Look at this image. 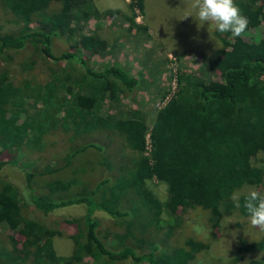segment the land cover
Here are the masks:
<instances>
[{
  "label": "trees",
  "instance_id": "16d2710c",
  "mask_svg": "<svg viewBox=\"0 0 264 264\" xmlns=\"http://www.w3.org/2000/svg\"><path fill=\"white\" fill-rule=\"evenodd\" d=\"M235 2L249 20L246 31L253 17L264 20V0ZM142 3L136 0L139 9ZM0 6L18 25L12 31L0 23V159L10 162L15 152L42 151L50 134H61L68 142L84 140L82 147L64 156V165L33 166L25 172L29 199L42 213L85 206L83 219L71 224L76 230L71 235L75 249L70 262L88 258L93 264H190L195 260L196 253L205 248L200 244L190 242L187 249L158 248L154 232L164 230L160 217L165 207L143 189L148 180L167 186V213L174 216L179 210L201 209L208 213L213 232L234 210L248 217L243 195L239 208L232 196L243 187L264 185V168L255 161L264 154V38L247 42L215 30V37L226 48L235 46L237 50L234 58L221 60L213 70L220 80L207 82L195 75H179L176 92L157 111L149 130L143 114L119 105L122 88L131 91L138 84L136 77L116 67L84 72L76 66L83 65L77 53L55 57L48 53L54 37L75 35L86 18L97 15L94 0H0ZM88 42L92 44L93 38H79L76 45L88 49ZM29 43L39 45L49 78L45 85L24 80L16 87L10 69L13 56L7 52ZM53 62L65 64L54 67ZM105 101L116 112L102 117ZM108 133L126 143L131 153L128 165L119 166L121 174L113 181L106 178L89 183L85 168L72 167L73 158L90 148L103 152L93 137L102 134L106 138ZM2 165L4 162L0 168ZM130 188L135 199L126 197ZM124 199L132 208H121ZM19 200L15 188L0 191V216L5 202L11 205V214L0 226L10 225L13 219L16 227L23 224L26 251L33 248L35 261L40 263L52 252L50 239L40 225L23 219L20 210L18 214ZM96 210L121 222L124 231L101 236L93 218ZM127 216L131 220L124 223ZM150 227L153 233L147 239L144 233ZM250 255L247 264H264V238L253 244Z\"/></svg>",
  "mask_w": 264,
  "mask_h": 264
},
{
  "label": "rangeland",
  "instance_id": "374dc122",
  "mask_svg": "<svg viewBox=\"0 0 264 264\" xmlns=\"http://www.w3.org/2000/svg\"><path fill=\"white\" fill-rule=\"evenodd\" d=\"M187 2L188 0H143L142 9H139L136 0H96L97 15L86 18L75 35L70 37L67 33L54 37L48 53L54 57L66 52L77 53L83 65L76 66L84 72L97 73L116 67L129 76L136 77L138 84L131 91L122 88L119 93V105L122 109H131L143 114L150 130L157 111L163 108L176 92L179 75H195L207 82L220 80L218 72L213 70L221 60H230L237 54L235 46L226 48L215 37L214 27L205 23L198 28L199 22L191 16L181 20L188 10ZM55 7V4L51 5L52 10ZM12 21L11 16L6 15L0 6V23L3 28L17 30L18 25ZM34 27L35 30L38 29L35 24ZM85 37L93 38L92 44L88 42V49L76 45L79 38ZM262 38L264 20L253 17L242 39L251 42ZM39 48V45L29 43L13 46L12 50L7 52L13 56L10 69L13 70L12 81L16 87L21 86L24 80L39 85L47 83L49 71ZM64 64L51 63L54 67ZM25 103L29 104L27 100ZM28 112L34 113L32 109H28ZM115 112L113 104L105 101L100 109V116L105 117ZM43 143L45 146L42 151L15 152L10 162L7 158L0 159V162H4L0 168V191L17 189L20 199V208H16L18 214L20 210L23 219L32 220L42 227L45 236L50 239L52 252L37 263L33 248L26 251L27 246H24L26 239L22 232L23 224L16 227L13 219L10 225L0 226V264H93L88 258H84L80 263L70 262V256L75 249L71 235L76 230L71 224L74 223L72 221L83 219L85 206L71 205L44 214L33 206L25 183V172L30 171L33 166L40 168L46 165H64V156L82 147L84 140L75 139L68 142L67 138L55 133L48 135ZM93 143L100 146L103 152L90 148L75 155L72 167L85 168V179L89 183L96 184L106 178L113 181L121 174L119 166L128 165L131 153L126 143L121 137L112 136V133H108L106 138L102 134L94 136ZM149 149L147 138V152ZM255 161L264 168V154L258 155ZM143 189L165 207L160 217L164 230L154 232V240L159 249H187L190 242L205 247L196 253L195 260L190 264H247L251 258L250 250L253 244L264 238V232L251 227L248 217L242 216L237 210L227 216L218 231L213 232L208 213L201 209L179 210L174 216L169 212L168 214V192L165 184L152 179L146 181ZM252 189L264 194V185L246 186L235 193L243 194ZM127 196L135 199L131 188L126 191ZM124 201L121 207L123 210L132 208L129 201ZM10 207L6 201L0 224L4 223L5 216L11 214ZM93 218L98 223L101 236L106 233L113 236L114 233L124 231L123 224L115 221L103 210H96ZM130 220L131 217L127 216L122 221L125 223ZM14 227L16 228L11 229ZM170 227L173 229L168 233L167 229ZM150 229L151 227L144 233L147 239L153 233ZM236 257L239 262L232 260Z\"/></svg>",
  "mask_w": 264,
  "mask_h": 264
},
{
  "label": "clouds",
  "instance_id": "9594fccd",
  "mask_svg": "<svg viewBox=\"0 0 264 264\" xmlns=\"http://www.w3.org/2000/svg\"><path fill=\"white\" fill-rule=\"evenodd\" d=\"M187 9L181 20L191 16L199 22L198 28L207 23L221 34L230 33L233 38L242 37L249 24L235 0H188ZM241 195L250 226L264 232V194L255 189L234 193L232 199L237 208L241 206Z\"/></svg>",
  "mask_w": 264,
  "mask_h": 264
},
{
  "label": "crops",
  "instance_id": "0c3cea01",
  "mask_svg": "<svg viewBox=\"0 0 264 264\" xmlns=\"http://www.w3.org/2000/svg\"><path fill=\"white\" fill-rule=\"evenodd\" d=\"M146 1V0H145ZM94 5H95V7H96V9L98 10V7H97V4H96V0H94ZM144 20H145V18H144ZM147 23V22H146ZM148 24V23H147Z\"/></svg>",
  "mask_w": 264,
  "mask_h": 264
}]
</instances>
